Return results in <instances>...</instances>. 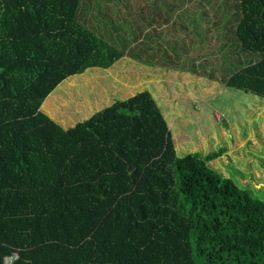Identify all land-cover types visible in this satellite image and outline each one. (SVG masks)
Wrapping results in <instances>:
<instances>
[{"label":"trees","instance_id":"1","mask_svg":"<svg viewBox=\"0 0 264 264\" xmlns=\"http://www.w3.org/2000/svg\"><path fill=\"white\" fill-rule=\"evenodd\" d=\"M207 8L230 33L204 32L197 56L185 44ZM173 16L186 37L166 33L162 52L154 25ZM219 36L214 51L248 62L220 83L264 99V0H0V264H264V201L210 167L222 150L178 157L147 89L69 128L40 111L68 77L123 58L189 59L202 77Z\"/></svg>","mask_w":264,"mask_h":264},{"label":"rangeland","instance_id":"2","mask_svg":"<svg viewBox=\"0 0 264 264\" xmlns=\"http://www.w3.org/2000/svg\"><path fill=\"white\" fill-rule=\"evenodd\" d=\"M229 3L228 7L224 4L228 18L227 8L232 9ZM189 11L198 12L197 8ZM203 14L201 23H192V33L189 38L187 35L185 44L188 47L191 42L189 52L197 56L202 53L204 32L209 30L212 37L215 28L219 29V34L222 31L230 33L227 19L223 18L220 26L210 28L205 18L212 19L211 10L207 8ZM178 23L172 26L174 30L179 29ZM212 37L206 45L209 57L202 64V77L195 76L193 70L196 69L198 75L200 69L189 59H180L178 66L172 65L167 72L152 74L142 65L124 58L110 69L93 68L68 77L46 97L40 111L63 128H69L116 100H126L147 89L168 123L178 157L187 154L205 156L222 150V154L210 162V167L248 191L253 198L264 201V99L220 83L233 60L243 64L248 62L246 52L239 49L218 48L214 51L212 45L220 41V47L227 39ZM208 40L206 38V42ZM250 59L258 60L259 55L253 54ZM116 75L119 80L113 84L112 78ZM126 82L130 85L128 88L120 86Z\"/></svg>","mask_w":264,"mask_h":264},{"label":"crops","instance_id":"3","mask_svg":"<svg viewBox=\"0 0 264 264\" xmlns=\"http://www.w3.org/2000/svg\"><path fill=\"white\" fill-rule=\"evenodd\" d=\"M174 17V16H173ZM172 17V18H173ZM172 18L170 17L169 19H168V22L167 23H165V24H162V25H160V26H156V25H154V28L156 29V30H158V32L160 33L159 35H160V38H158V41L160 42V43H162L161 45H162V49L160 50V51H162L163 52V50H167V44L169 43V41H170V39L171 38H169V39H167L166 40V33H168L169 35H170V32L171 31H173L175 34H174V37H177V36H185L186 37V35L185 34H182L181 33V31H180V28H181V25L179 24V29H175L174 30V28L172 27V25H175V24H173V22H174V20H172ZM186 29H188V27H186ZM169 30V31H168ZM168 35V36H169ZM177 35V36H176ZM157 40V39H156ZM167 42V44H165ZM159 51V52H160ZM158 52V53H159ZM158 55H160L161 56V53L160 54H158ZM163 56V55H162ZM158 57V56H157ZM124 59V58H123ZM130 60V59H129ZM132 61V60H131ZM119 62V61H118ZM117 62V63H118ZM134 62V61H133ZM116 63V64H117ZM136 63V62H135ZM116 64H114V66L116 65ZM144 68H146L148 71H150V73H160V72H167L168 70H165V69H161V68H158V67H151V66H148V67H145V66H143ZM110 72H113V71H110ZM110 74V73H109ZM101 77H102V75H101ZM118 78V75H116L114 78H112V81H113V84H114V81H118L119 79H117ZM108 79L110 80V77L108 76ZM121 87H125V88H128V86H130L129 85V83L128 82H126L125 83V85H120Z\"/></svg>","mask_w":264,"mask_h":264},{"label":"built area","instance_id":"4","mask_svg":"<svg viewBox=\"0 0 264 264\" xmlns=\"http://www.w3.org/2000/svg\"><path fill=\"white\" fill-rule=\"evenodd\" d=\"M19 255L17 251H14L4 257L2 264H15V262L18 260Z\"/></svg>","mask_w":264,"mask_h":264}]
</instances>
